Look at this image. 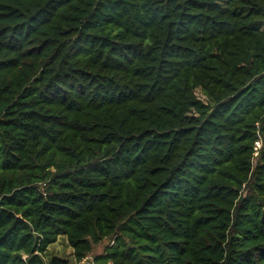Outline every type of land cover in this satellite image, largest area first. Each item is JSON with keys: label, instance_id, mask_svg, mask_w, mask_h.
I'll return each instance as SVG.
<instances>
[{"label": "trees", "instance_id": "1", "mask_svg": "<svg viewBox=\"0 0 264 264\" xmlns=\"http://www.w3.org/2000/svg\"><path fill=\"white\" fill-rule=\"evenodd\" d=\"M105 242L264 264V0H0V264Z\"/></svg>", "mask_w": 264, "mask_h": 264}, {"label": "rangeland", "instance_id": "2", "mask_svg": "<svg viewBox=\"0 0 264 264\" xmlns=\"http://www.w3.org/2000/svg\"><path fill=\"white\" fill-rule=\"evenodd\" d=\"M197 95L201 98V99H205L204 96L201 94V92H197ZM260 145H257V147L259 148ZM108 243L105 242L103 245L98 246L95 250H94V254L93 256L89 257L88 259H92L94 260V257L98 254H102L104 247L106 246ZM50 252L55 254V255H59L63 258L69 259V260H73V256H72V249L70 248V246L68 245L66 239L64 238H60L57 243H55L52 247H50ZM85 262V261H83ZM82 262V263H83ZM94 264V261H93Z\"/></svg>", "mask_w": 264, "mask_h": 264}, {"label": "water", "instance_id": "3", "mask_svg": "<svg viewBox=\"0 0 264 264\" xmlns=\"http://www.w3.org/2000/svg\"><path fill=\"white\" fill-rule=\"evenodd\" d=\"M81 264H93V260L92 259H86L85 262H83Z\"/></svg>", "mask_w": 264, "mask_h": 264}]
</instances>
